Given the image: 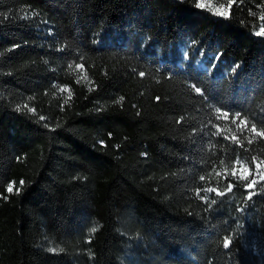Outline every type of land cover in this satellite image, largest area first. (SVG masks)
<instances>
[{
  "label": "trees",
  "instance_id": "16d2710c",
  "mask_svg": "<svg viewBox=\"0 0 264 264\" xmlns=\"http://www.w3.org/2000/svg\"><path fill=\"white\" fill-rule=\"evenodd\" d=\"M197 2L0 0V264H264V0Z\"/></svg>",
  "mask_w": 264,
  "mask_h": 264
},
{
  "label": "snow or ice",
  "instance_id": "6c2138e0",
  "mask_svg": "<svg viewBox=\"0 0 264 264\" xmlns=\"http://www.w3.org/2000/svg\"><path fill=\"white\" fill-rule=\"evenodd\" d=\"M233 3H235V0H229L228 5H227L226 7L223 6V5H221L220 7H217V8H215V9H211V11L213 12L214 15H217V16H220V17H223V18H229V17H230V9H231ZM195 6H196L197 8H200V9L205 8V7H206L205 0H198V2L196 3ZM261 19H264V17H261ZM256 35H258V36H264V27H261L260 30L256 33ZM70 67H71V66H70ZM82 67H83V65H77V68H78V69H80V68H82ZM139 75H140L141 77H144V76H145V73H144V72H140ZM192 87L194 88V91H195L196 93H201L202 90H201L200 87H196L195 85H193ZM61 91H64V89L61 88ZM121 99H123V98H121ZM157 100H159V97H157ZM32 111H35V110L32 109ZM220 112H221V109L217 108V109H216V113H220ZM241 115H242V114H241L240 112H236V113L234 114V117H233V123H235V121H236L237 119H239V120H240V125H243L244 128H248V123H249V122H248L247 117H244L243 119H240V118H241ZM228 116H229V113H228V112H223V118H227ZM218 118H219V117H218ZM41 119H44V118L41 117ZM240 125H238V127H239ZM248 130H249L251 133H253L254 136L264 138V129L258 130L256 123H252L250 129H248ZM231 139H232L233 141H235V140L237 139V137L235 136V134H233V136L231 137ZM250 142H251V141H250ZM253 161H254V164H255V168L258 170V171H257V175L259 176V180L256 179V178H253V179H251L250 182H248V183L245 185V189H246V191H247L246 200H250V199L252 198V196L256 194L255 192H253V191H251V190L254 189V187L257 185V183H258L259 181H264V173L259 172V170H260L262 167H264V162L256 163V162H255V158H253ZM236 163H240L239 160H237ZM217 175H220V174L217 173ZM232 175H233V176H236V175H237V171H236L235 167L233 168ZM249 175H252L251 170L248 169L247 167H243V166H242L241 169H240L239 179H241V180H247L248 177H249ZM200 179L203 180L204 177L201 176ZM15 184H16L15 181H11V182L7 183V185H6V192H7L8 194H12L14 191L18 194V193L20 192V190H21L23 184H24V181L21 180V181L19 182V184H20V186H21L20 188H16V187H15ZM232 187H233V185H232V184H229L227 190H228V191H231V190H232ZM206 191H207V192H213V191H215V189H213V188H208V189H206ZM197 194H199V192H197ZM218 195L223 196V195H225V193L220 192V193H218ZM5 198H6V197H5ZM202 199H203V197H202ZM214 202H215V201H213V203H214ZM91 231H92V232H95L96 229L93 228V229H91ZM230 244H231V240L229 239V237H227V236L224 237V240H223V246H224L225 248H228ZM51 251H56V249H51Z\"/></svg>",
  "mask_w": 264,
  "mask_h": 264
}]
</instances>
